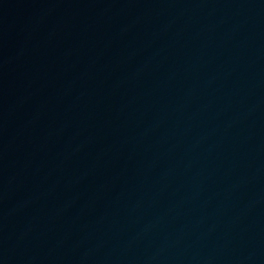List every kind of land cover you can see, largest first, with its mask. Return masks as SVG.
I'll use <instances>...</instances> for the list:
<instances>
[{"label": "water", "instance_id": "1", "mask_svg": "<svg viewBox=\"0 0 264 264\" xmlns=\"http://www.w3.org/2000/svg\"><path fill=\"white\" fill-rule=\"evenodd\" d=\"M0 264H264V0H71L0 85Z\"/></svg>", "mask_w": 264, "mask_h": 264}]
</instances>
